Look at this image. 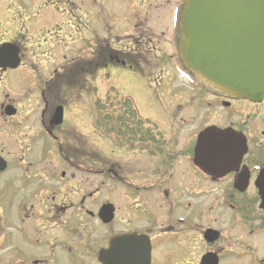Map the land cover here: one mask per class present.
<instances>
[{
  "label": "flooded vegetation",
  "instance_id": "flooded-vegetation-1",
  "mask_svg": "<svg viewBox=\"0 0 264 264\" xmlns=\"http://www.w3.org/2000/svg\"><path fill=\"white\" fill-rule=\"evenodd\" d=\"M60 1L62 19L46 16L47 0H0V84L39 82L41 97L0 104V264H264V101L193 84L197 98L177 88L161 122L135 101L105 104L97 149L91 108L59 97L110 62L150 75L144 50L162 43L173 54L154 73L172 63L193 80L179 57L186 0H153L128 35L108 0ZM78 44L90 46V68L68 60ZM14 48L17 69L7 67ZM187 102L195 116H173Z\"/></svg>",
  "mask_w": 264,
  "mask_h": 264
},
{
  "label": "water",
  "instance_id": "water-1",
  "mask_svg": "<svg viewBox=\"0 0 264 264\" xmlns=\"http://www.w3.org/2000/svg\"><path fill=\"white\" fill-rule=\"evenodd\" d=\"M180 28L190 71L233 95L264 100V0H188Z\"/></svg>",
  "mask_w": 264,
  "mask_h": 264
},
{
  "label": "rangeland",
  "instance_id": "rangeland-1",
  "mask_svg": "<svg viewBox=\"0 0 264 264\" xmlns=\"http://www.w3.org/2000/svg\"><path fill=\"white\" fill-rule=\"evenodd\" d=\"M98 3L103 2V0H97ZM47 3L50 6L45 8L47 11L46 16L48 14H54L55 16L58 15L59 18L62 19L61 13L64 11L63 3L60 0H47ZM56 3V6L52 4ZM153 4V0H108L105 2V5L110 9L115 11L120 10L121 17L120 20L124 19L121 26V33L124 35L131 34V31L134 29L135 25V17L137 14L142 13L145 11L146 8ZM96 9V8H94ZM110 16V15H109ZM108 17V15L106 16ZM48 20V17L46 18ZM47 21L46 23H48ZM151 24V23H148ZM48 25V24H47ZM53 31L51 33H47V37L45 41L53 35ZM44 42V40H43ZM53 45V44H52ZM79 45V44H78ZM80 46V45H79ZM81 46L77 48V54H74L72 58L68 60H75L76 62H85L89 59L90 55L86 52L87 46ZM157 48L150 50H144V53L147 54L148 60L150 64H146L144 70H146L150 75L145 76L144 78L134 73L131 69L125 67H111L105 70H102V73L98 74L97 76H92L90 80H85L84 77H79L77 84L73 86H65L61 89L60 99L67 96L65 92H72V99L79 100L83 102L84 106L91 108L93 113V124L92 131H93V147L97 149H101L105 145V137L106 134L103 130V122L104 119L102 115H104V105H108V108L112 109L113 107H117L119 102L122 101L123 96L131 98L135 101L138 105H142L144 108V114H150L157 118L159 122L162 121L161 115L164 106L167 107L166 110H170L172 105L173 97L168 96L165 89H161L159 94L155 89V85L159 86L166 83L170 84L169 90L171 91L172 87L179 88L185 86H189V84L180 78V76L176 75L174 71V67L172 63H166L163 67V71L159 72V70L151 69L156 67L157 63L161 62V58L164 55L173 54V48L168 46V44H157ZM83 48V49H82ZM43 49H49L48 46L42 47ZM50 50V49H49ZM51 51V50H50ZM51 60L53 58L51 57ZM169 61V60H168ZM37 64L40 62L42 64L48 63L45 60H34L32 61ZM30 64L31 62L28 61ZM156 63V64H155ZM30 67V65H29ZM49 67V66H45ZM56 67V65L51 66V68ZM154 73V74H153ZM13 75V74H12ZM96 75V74H95ZM149 81H147L146 79ZM151 78V79H150ZM5 83L0 84V104L8 100L10 102L16 101L19 102L21 105H25L29 100H37L41 99L40 94L38 93L40 86L38 85L39 82H36V85L29 88L28 86L24 85L22 82L19 84H13L9 81V78H6ZM173 90V89H172ZM59 94V93H58ZM70 95V94H68ZM52 98L54 96L52 95ZM163 102V103H161ZM176 103V102H174ZM192 103H186L184 107L181 109L174 108L173 109V116L180 115L184 117H194L196 112H193L191 109ZM107 108V107H106ZM70 116H82L85 112V107L78 108L71 106L69 108ZM88 110V108H87ZM111 112L115 113V115L121 114L122 111L119 108L110 110ZM165 111H163V115ZM90 115V114H86ZM102 118V119H101ZM200 120V119H199ZM192 125V124H191ZM169 127V126H168ZM0 150L4 151V155H8L9 147L7 146V136H6V129L3 130L0 128Z\"/></svg>",
  "mask_w": 264,
  "mask_h": 264
}]
</instances>
